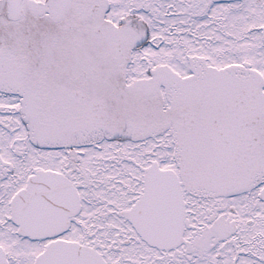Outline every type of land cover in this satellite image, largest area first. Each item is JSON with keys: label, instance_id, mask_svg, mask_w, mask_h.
Returning <instances> with one entry per match:
<instances>
[{"label": "snow or ice", "instance_id": "1", "mask_svg": "<svg viewBox=\"0 0 264 264\" xmlns=\"http://www.w3.org/2000/svg\"><path fill=\"white\" fill-rule=\"evenodd\" d=\"M0 264H264V0H0Z\"/></svg>", "mask_w": 264, "mask_h": 264}]
</instances>
